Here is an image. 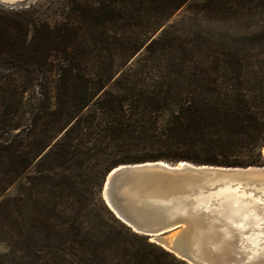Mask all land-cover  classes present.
<instances>
[{"label":"trees","instance_id":"1","mask_svg":"<svg viewBox=\"0 0 264 264\" xmlns=\"http://www.w3.org/2000/svg\"><path fill=\"white\" fill-rule=\"evenodd\" d=\"M188 2L0 3V198L18 182L0 200L13 249L0 264H165L172 253L104 203L107 173L264 163V49L185 33L170 19ZM192 7L216 20L264 15V0Z\"/></svg>","mask_w":264,"mask_h":264},{"label":"water","instance_id":"2","mask_svg":"<svg viewBox=\"0 0 264 264\" xmlns=\"http://www.w3.org/2000/svg\"><path fill=\"white\" fill-rule=\"evenodd\" d=\"M100 195L121 223L189 264H264V242L248 246L236 225L248 221L224 200L249 201L257 215L248 223H264V163H123L107 173Z\"/></svg>","mask_w":264,"mask_h":264},{"label":"rangeland","instance_id":"3","mask_svg":"<svg viewBox=\"0 0 264 264\" xmlns=\"http://www.w3.org/2000/svg\"><path fill=\"white\" fill-rule=\"evenodd\" d=\"M48 0H21L14 2L10 8H24L29 5H43ZM203 0H189L183 8L177 11L170 19V22H176L185 33L202 34L210 43L218 45H227L244 51L258 53L264 49V15L251 14L236 19L216 20L208 15H200L192 5L200 3ZM2 4V3H1ZM182 22V23H181ZM259 61L264 68V58ZM251 62L255 63V59ZM18 182L13 184L0 198L6 200L16 195ZM13 249L9 248L7 238H0V254H9ZM173 255V254H172ZM165 264H189L186 261L173 255L167 259Z\"/></svg>","mask_w":264,"mask_h":264},{"label":"bare ground","instance_id":"4","mask_svg":"<svg viewBox=\"0 0 264 264\" xmlns=\"http://www.w3.org/2000/svg\"><path fill=\"white\" fill-rule=\"evenodd\" d=\"M225 203L229 204L235 211L241 214L242 221L253 222L256 213L252 203L247 200L241 201L240 199L231 196L226 197ZM264 214V211L262 212ZM236 223L240 230L245 231L246 242L248 246L257 251L259 249L260 242H264V223Z\"/></svg>","mask_w":264,"mask_h":264}]
</instances>
